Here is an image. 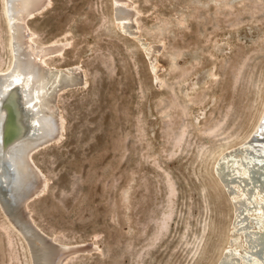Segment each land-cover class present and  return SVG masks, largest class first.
<instances>
[{
	"label": "rangeland",
	"instance_id": "374dc122",
	"mask_svg": "<svg viewBox=\"0 0 264 264\" xmlns=\"http://www.w3.org/2000/svg\"><path fill=\"white\" fill-rule=\"evenodd\" d=\"M129 1L134 36L114 0H49L28 21L36 44L67 43L48 62L84 83L57 100L64 130L33 157L47 184L27 206L92 245L65 264H215L232 236L243 249L214 165L264 109V0ZM11 57L0 0V69ZM24 243L0 211V264H31Z\"/></svg>",
	"mask_w": 264,
	"mask_h": 264
},
{
	"label": "bare ground",
	"instance_id": "6f19581e",
	"mask_svg": "<svg viewBox=\"0 0 264 264\" xmlns=\"http://www.w3.org/2000/svg\"><path fill=\"white\" fill-rule=\"evenodd\" d=\"M3 2L12 57L0 69V211L24 240L31 264H65L76 254L72 252H87L92 245L58 241L34 221L27 204L47 184L33 157L64 130L57 100L68 89L81 87L84 76L79 65L49 64L61 56L66 42L38 45L33 40L28 21L49 0ZM113 11L121 29L136 35L133 4L114 0ZM214 169L233 202L234 231L243 242L238 250L232 236L215 264H264V109L243 144L226 151Z\"/></svg>",
	"mask_w": 264,
	"mask_h": 264
},
{
	"label": "water",
	"instance_id": "95a60500",
	"mask_svg": "<svg viewBox=\"0 0 264 264\" xmlns=\"http://www.w3.org/2000/svg\"><path fill=\"white\" fill-rule=\"evenodd\" d=\"M215 174L217 175V177H219V174L216 172V170H215ZM72 253L78 254V253H82V251L81 250H76L75 252H72Z\"/></svg>",
	"mask_w": 264,
	"mask_h": 264
}]
</instances>
